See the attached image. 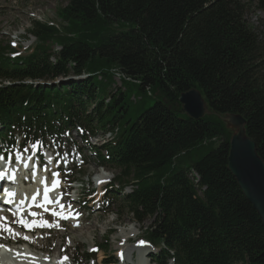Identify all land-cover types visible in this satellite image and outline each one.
<instances>
[{
    "label": "trees",
    "instance_id": "trees-1",
    "mask_svg": "<svg viewBox=\"0 0 264 264\" xmlns=\"http://www.w3.org/2000/svg\"><path fill=\"white\" fill-rule=\"evenodd\" d=\"M64 1L60 26L31 22L35 42L24 55L9 56L0 42V80L10 82L0 87V136L46 144L75 125L91 134L117 128L95 149L97 164L132 191L105 198L138 224L150 220L143 234L159 247L151 263L264 264V228L227 169L233 130L218 117L241 115L264 161V36L246 21V4ZM92 72L110 86L118 72L155 102L125 121L127 90L99 99ZM192 88L211 112L198 120L178 100Z\"/></svg>",
    "mask_w": 264,
    "mask_h": 264
},
{
    "label": "rangeland",
    "instance_id": "rangeland-1",
    "mask_svg": "<svg viewBox=\"0 0 264 264\" xmlns=\"http://www.w3.org/2000/svg\"><path fill=\"white\" fill-rule=\"evenodd\" d=\"M241 1L246 4L244 12L246 21L252 23L254 27L257 28V33L259 35L264 36V8L259 9L258 0ZM262 3L264 5V0H262ZM65 4L66 2L64 0H0V42L8 44L15 50L17 48L18 53L24 55L27 46L34 41V38L29 36L28 33L31 22L37 20L60 26L61 21L58 18L57 10L64 7ZM94 73L96 74L93 81L98 86L99 99L106 97L105 102H107L109 91L117 90L118 87L121 89L124 87V89L127 90L125 102L129 104L130 111L125 116V121L134 120L139 113L152 106L155 102L154 96L150 97L147 94H142L132 82L123 81V85H120L116 78H114L115 75H113L112 80L114 83L110 86L106 81L99 80L97 72H92V74ZM109 76L110 73L108 72V77ZM133 98H135V100ZM107 138L108 135H103L97 144L104 143ZM72 141L77 145H82L78 135H72ZM27 149H29V147H27ZM50 149L52 151L56 150L52 144L50 145ZM85 154L87 156V149H85ZM62 156L65 157L64 154ZM96 163V159L88 158L86 164L81 165L79 168L68 171L62 169V171L57 172L64 182L68 180H77L79 182L81 189L78 202L64 199L66 203L72 202L73 208L70 210L74 211L77 209L76 212L73 213V221L76 220V213H79V220L76 222V225H72V221L69 218H67L69 222H61L59 217L56 219L49 218L46 221L52 224V227H39V229L30 232H37L31 237L28 234L25 235L28 238L36 236L33 239H28V242H30L29 240H35L39 243V246L44 249L37 250L33 247L30 249L40 252L48 251V255H54V253L60 255V252H63L70 261L74 260L77 261L78 264H81L85 259L84 250L92 251L91 249H94L95 245L101 246L105 244L108 251L97 252L94 256L95 260L90 261V264H106V262H110L111 264H137L139 261L138 252L134 253L132 259H126V253L123 250L134 249V245L141 241H145L143 233L149 226L150 220L146 219L142 224H138L134 221L133 215L123 209L120 203H112L111 205L109 202H106L103 204V202H101L103 190L95 192V194L91 192V189H94L96 185V174L108 172L109 175L113 177L118 173L117 170L114 169L99 167ZM104 176L106 177V174ZM85 190H89L90 195H85ZM125 191H128V187H125ZM105 194L107 193H104V196ZM108 195L111 196L112 193H108ZM116 198H119L117 194ZM102 201H104L103 198ZM60 211L62 213L64 212V210ZM25 212V214L29 216V212L31 211ZM33 212H37V209ZM63 214L67 213L64 212ZM67 216L69 217L71 215ZM56 225L59 226L57 227ZM85 226L88 227L87 232L85 230L83 231ZM132 226L136 227V231L130 233L129 236L132 238L125 242L117 233L123 227L131 228ZM80 230L83 232L79 233ZM6 232L8 233V231ZM15 232L16 231L13 230L10 233L13 234ZM5 237L6 235H3V238ZM1 243L10 244L9 240H1ZM144 245H146V243ZM147 250H150L149 246ZM121 252H123V256L119 254ZM44 256L46 255H43V257ZM146 260L148 261L147 257ZM70 264H74V262Z\"/></svg>",
    "mask_w": 264,
    "mask_h": 264
},
{
    "label": "water",
    "instance_id": "water-1",
    "mask_svg": "<svg viewBox=\"0 0 264 264\" xmlns=\"http://www.w3.org/2000/svg\"><path fill=\"white\" fill-rule=\"evenodd\" d=\"M178 100L183 113L191 119L198 120L211 114L195 88L181 93ZM218 117L233 130L229 139L227 169L264 228V161L258 155L256 143L246 134L245 120L241 115Z\"/></svg>",
    "mask_w": 264,
    "mask_h": 264
},
{
    "label": "bare ground",
    "instance_id": "bare-ground-1",
    "mask_svg": "<svg viewBox=\"0 0 264 264\" xmlns=\"http://www.w3.org/2000/svg\"><path fill=\"white\" fill-rule=\"evenodd\" d=\"M118 75H116V77H117ZM117 80H119V79H117ZM27 164H28V158L23 162V164H22V166L20 167V173H18V174H21V173H24L25 174V169H27ZM105 174H103V173H101L100 175H99V177L96 179V181L97 182H99V180H101V179H105L106 177L104 176ZM106 176L108 177V175L106 174ZM33 178V184H31V185H29V186H27V187H24V192L22 193V196H20L19 198H21V199H23V196H24V193H25V191L26 190H29L30 192H34V191H37V190H39V189H42V188H44V187H38L36 184L37 183H39V182H41L42 181V179H43V176H41V175H36V176H33L32 177ZM58 178V177H57ZM109 178V177H108ZM59 180V179H58ZM52 184V181H51V183H50V185ZM59 184H60V181H59ZM20 189L22 188V186H20L19 187ZM55 190L57 191V193H61L62 192V188L61 187H57V188H55ZM39 200V199H38ZM41 204V203H40ZM39 205V204H38ZM26 207L27 206H25L24 207V209H22V211H27V209H26ZM37 207V206H36ZM56 207H58V208H60V206H59V204H57V203H51V204H47V205H45L44 207H37L38 208V215L37 216H32L30 213L32 212H29V217H31V218H29L30 220L34 217L35 219L37 218V217H39V216H46V217H49V218H52V217H54V215L53 214H51V212H58V211H60V210H64V212H66L67 214H64V215H70V213L71 212H69V209L67 208V207H63L62 209L60 208V209H57ZM45 209H48L47 211L45 210ZM61 212V211H60ZM63 212V213H64ZM26 213V212H25ZM72 222V225H76V222H78V218H77V216H75V218H76V220L75 221H73V217L72 216H69L68 217ZM68 221V220H67ZM69 222V221H68ZM30 223V222H29ZM42 228V227H41ZM20 229L21 230H23V231H25V232H27V233H30L32 230H37V229H39V227H33V228H31V230H29V229H27V228H25V227H23V225L22 226H20ZM42 230V229H41ZM88 231V227H84L83 228V231ZM83 231H81L80 230V232L79 233H82ZM129 231V232H128ZM136 231V227L135 226H132L131 228H126V227H123V228H121L119 231H118V236L122 239V240H124L125 242H127L128 241V239L130 238V233H133V232H135ZM36 232V231H35ZM35 232H32V233H35ZM39 232V231H38ZM0 233L1 234H4V235H6L7 237L6 238H2V237H0V243H1V240H9V243H10V238L12 237V236H10L6 231H0ZM31 234V233H30ZM10 237V238H9ZM36 237V236H35ZM35 237H33V238H35ZM32 238V239H33ZM30 242H28V239H27V242H26V245H27V247L29 248V250L30 251H32V252H40V251H35V250H33V249H30L31 247H33V248H35V249H37V250H42V249H44L43 247H41V246H39V243L37 242V241H35V240H29ZM1 244H3V243H1ZM4 246H6V245H9V244H3ZM134 249H137V250H139V264H148L147 262H145V260H143V257H142V253L147 249V246H143V247H139V246H135L134 247ZM134 249H128V250H123L126 254V256H125V258L127 259H132V257H133V255H134ZM42 253V252H41ZM63 252H60V255L58 254V253H54V256L53 257H58V258H60V256H61V254H62ZM122 254H123V252H121ZM124 255V254H123Z\"/></svg>",
    "mask_w": 264,
    "mask_h": 264
},
{
    "label": "snow or ice",
    "instance_id": "snow-or-ice-1",
    "mask_svg": "<svg viewBox=\"0 0 264 264\" xmlns=\"http://www.w3.org/2000/svg\"><path fill=\"white\" fill-rule=\"evenodd\" d=\"M17 159H19V156L16 157ZM6 175V172H0V179H3L4 176ZM52 176H53V180H52V184H51V187H49V185L47 184L46 181H41L42 184H44V191H43V201L41 204L37 205V207H44L45 205L47 204H51L53 202L59 204V200L60 198L57 197L55 201L51 200L49 198V192L52 190V189H55L59 186V180H58V176H59V173H56V172H53L52 173ZM9 179H14V175H9L8 176ZM4 192L6 194L7 197H11L12 195H14V193H12L11 191H9L8 189H4ZM39 195V192H36L33 194L32 196V201L33 203H35L36 201V198L37 196ZM8 203H10V200L9 201H6ZM21 204H23V201H21ZM60 208L62 209L64 207L63 204H59ZM31 207V205L29 206ZM22 209H18V212L21 211ZM46 211L48 209H45ZM32 216H37V213L36 212H31L30 213ZM54 216H60L62 219H67L68 216L67 215H64L62 212H53L52 213ZM76 216H79V213H76ZM6 218L3 217V216H0V221H3L5 220ZM19 224L23 225V227L31 230V228L33 227H52L53 225L50 224L48 221L46 220H40V221H37V220H33L31 221L30 223L28 221H26L25 219L23 218H20L18 221H17ZM57 227L59 225H56ZM0 231H8V232H12V228L6 224H0ZM14 235H18V233H13ZM24 239H28L27 236L24 237ZM141 244H143L144 242L141 241L140 242ZM4 245H0V247H3ZM93 251H96V249H92ZM47 259V258H46ZM68 257L67 256H64L61 258V264H63V261L67 260Z\"/></svg>",
    "mask_w": 264,
    "mask_h": 264
}]
</instances>
